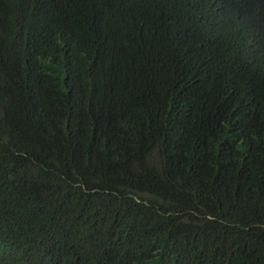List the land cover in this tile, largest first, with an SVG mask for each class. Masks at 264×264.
Wrapping results in <instances>:
<instances>
[{"label":"trees","instance_id":"trees-1","mask_svg":"<svg viewBox=\"0 0 264 264\" xmlns=\"http://www.w3.org/2000/svg\"><path fill=\"white\" fill-rule=\"evenodd\" d=\"M0 264H264V0H0Z\"/></svg>","mask_w":264,"mask_h":264}]
</instances>
